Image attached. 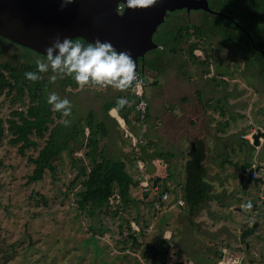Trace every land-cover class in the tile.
<instances>
[{
  "label": "rangeland",
  "instance_id": "obj_1",
  "mask_svg": "<svg viewBox=\"0 0 264 264\" xmlns=\"http://www.w3.org/2000/svg\"><path fill=\"white\" fill-rule=\"evenodd\" d=\"M34 1L0 0V13H8L18 3L28 9L33 7ZM176 13L172 19L174 25L197 23L202 15L197 9ZM159 33L153 35V41ZM218 43V39L205 42L214 49L219 64L217 69L215 64H209V73L204 72L206 66L189 59L188 43H182L181 50L175 54L167 52L159 67L145 70L144 96L149 117L133 128L126 126L141 137L148 152H170L172 156L155 159L142 173L137 167L138 158H134L132 140L124 136L120 123L117 126L114 119L103 114V104L119 93L126 94L131 103L134 99L131 90L80 89L74 80L69 83V78L52 83L51 71L41 74L49 83L47 94L55 92L71 101L70 119L84 118L93 111L96 119L106 122L108 134L101 138L100 149L106 156L125 160L135 180L145 173L162 174L159 170L167 174L169 168L172 176L161 186H169L172 193L174 190L182 192L189 144L202 139L206 145L204 164L211 191L205 202L193 211H189L186 204L184 208L156 212L146 198H142L141 190L134 188L135 204L122 209L116 208L113 201L101 218L91 216L85 210H77L75 190L79 186L70 187L78 165L74 158H83L87 163L83 151H74L72 158L63 153L54 161L53 173L47 171L40 182H29L33 164L27 156H36L44 140H39V146L28 149L23 156L17 151L18 145L9 142L11 134L5 130L0 141V264H160L161 257L154 261L143 253L146 246L158 243L156 234L160 231L168 241L166 264L204 263L205 256L214 260V254L221 253L223 247H228L232 256L241 258V264H264V179L254 184L248 179L250 166L246 167L247 163L264 166V138H260L255 149L249 147V141L242 140V135L252 128L264 131V82L254 67L245 69L244 54L220 47ZM194 54L203 57L200 49ZM147 55L151 56L149 52ZM24 59L35 63L46 57L0 35V62L10 61L18 66ZM16 106L19 105L10 104L0 95V118L10 117ZM111 110L109 114L114 117ZM248 201L253 205L249 212L236 209ZM115 209H119L117 214L108 213ZM257 218L258 226L245 236V243H241L242 228L245 225L250 228ZM127 221L145 230V234L137 238L138 245L134 249L131 242L126 246L119 229L121 225L126 232ZM91 231L95 236L92 237ZM169 234L171 237H167ZM4 256H9L5 263Z\"/></svg>",
  "mask_w": 264,
  "mask_h": 264
},
{
  "label": "trees",
  "instance_id": "obj_2",
  "mask_svg": "<svg viewBox=\"0 0 264 264\" xmlns=\"http://www.w3.org/2000/svg\"><path fill=\"white\" fill-rule=\"evenodd\" d=\"M206 1L209 10L197 9L202 12L200 21L197 23L172 24L173 17L177 15L176 12L184 10H167L164 13L163 22L158 31L160 33L154 40L157 46L149 52L151 56L145 60V67L149 69L159 67L161 59L166 56L167 52L175 54L181 50L182 43H188L186 52L189 59L206 66L204 72L209 73V64H215L216 69L219 64H217V58L214 57V49L210 48V45L206 46L205 42L218 39L220 47L235 49L244 54L246 56L245 69L250 70L251 66L254 67L264 82V0ZM74 40L87 44L81 38ZM196 49L202 51V58L194 54ZM36 70V63H29L25 59L18 66L10 61L0 62V95H4L10 104L19 105L11 111L10 117L0 118V141L5 135V130H8L11 134L9 142L18 145V153L25 156L28 149H36L39 146V140H44L36 156H27V160L33 164L28 181L40 182L47 171L53 173L55 171L54 161L63 153H67L68 157L72 158L74 151L82 150L87 163L83 162V158H74L78 164L77 172L70 180V187L79 186L75 190L77 210H85L89 215L101 218V215L106 214L107 208L111 207L109 198L114 193L120 196V202L115 207L126 209L129 204L137 202V199L132 196L134 188H139L142 198L145 199L147 193L142 192L138 180H135L128 172L125 160L106 156L100 149L101 138L108 134L106 122L96 119L94 112L89 111L84 118L72 120L71 116L68 117L67 119L71 121L70 126H64L61 123V114L53 111L47 103V89L49 88L47 79L42 77L32 82L25 78L26 72ZM140 76L143 79V76ZM214 78L215 76L212 75L211 79ZM72 80L69 78L68 82L72 83ZM221 81L226 84L224 80ZM143 89H146V83ZM120 97H126L130 101L128 96L122 93L106 101L103 104V114L106 118L114 119L115 124L119 126L117 120L109 114L112 108H116L118 115L124 119L128 127L133 128L137 123L146 122L149 117L148 109L141 121L135 110V99H132V102L124 108L117 109L116 101ZM242 140L247 143V140ZM248 145L251 149H255L252 143ZM134 152V158L145 161L146 167L157 158L167 159L172 156L170 152H148L146 143L143 141L134 146ZM205 158L204 141L197 139L196 142H190L188 158L184 166L186 178L182 185V196L189 211L195 210L204 203L211 191V185L206 179ZM72 165L74 166L75 163ZM248 166L251 167L252 163H247L246 167ZM171 176L168 168L167 174L161 178L163 182L160 180L158 183L161 190L168 189L169 186H161V184ZM170 192H172L171 189ZM147 203L150 205L148 201ZM117 210L119 209L108 213L117 214ZM92 228L93 226L90 229ZM139 228L138 232L132 230L128 221L126 232L121 225L119 226L126 246L128 242L132 243L129 234H135L137 238L145 234L144 228L140 225ZM247 228L248 226L245 225L242 230ZM91 233L92 237L95 236L94 231ZM156 238L159 240L158 243L155 246L149 244L143 253L152 257L154 261L161 257L160 264H166L169 258L168 241L164 238L162 231L156 234ZM137 245L138 242L131 248L134 249ZM214 255V260L205 256V262L200 264H216L220 258V252ZM2 259L5 263L9 260V256H4ZM206 260H209V263H206Z\"/></svg>",
  "mask_w": 264,
  "mask_h": 264
},
{
  "label": "water",
  "instance_id": "obj_3",
  "mask_svg": "<svg viewBox=\"0 0 264 264\" xmlns=\"http://www.w3.org/2000/svg\"><path fill=\"white\" fill-rule=\"evenodd\" d=\"M33 2L34 0H30ZM34 1L33 7L28 9L23 3H18L8 13H0V35L14 43L31 49L41 57H46L45 49L50 47L59 38H81L86 43H93L96 39L109 41L117 51H130L138 64V59L144 53L156 48L153 35L162 24L164 13L167 10L191 9L209 10L206 0H157V3L148 9H129L127 0H73V3L61 10L58 3ZM124 6L123 12H117V4ZM29 10V11H28ZM55 54V53H54ZM117 120V119H116ZM264 138V131L257 129L251 142L255 147ZM258 167L255 168L257 170ZM253 167L249 168L248 179L254 184L262 183L263 179H252ZM243 175L240 181L243 185ZM161 180L156 177L154 184ZM243 211L242 208H236ZM258 218L250 228L242 230L239 235L241 243H245V236L252 234L258 226ZM131 245L137 242L135 234H129ZM247 246V244H246ZM173 264H184L183 261Z\"/></svg>",
  "mask_w": 264,
  "mask_h": 264
},
{
  "label": "clouds",
  "instance_id": "obj_4",
  "mask_svg": "<svg viewBox=\"0 0 264 264\" xmlns=\"http://www.w3.org/2000/svg\"><path fill=\"white\" fill-rule=\"evenodd\" d=\"M73 0H62L61 10ZM157 0H127L129 9H148ZM46 60L37 59L36 71L25 73V78L36 82L42 79L40 73H48L52 83L58 79L71 78L80 89L86 87L112 88L119 92L139 91L144 87V80L137 71V65L130 51H117L109 41L96 39L93 43H81L78 40L65 37L63 41L57 38L50 47L45 49ZM55 53V54H54ZM47 103L53 111L61 114V123L70 126L67 119L72 113L71 101L51 92L47 96ZM129 104L126 97L116 101L117 109ZM244 212H249L253 205L251 201L240 205Z\"/></svg>",
  "mask_w": 264,
  "mask_h": 264
},
{
  "label": "built area",
  "instance_id": "obj_5",
  "mask_svg": "<svg viewBox=\"0 0 264 264\" xmlns=\"http://www.w3.org/2000/svg\"><path fill=\"white\" fill-rule=\"evenodd\" d=\"M131 92L133 94L134 99L136 100L135 110L140 120L142 121L148 109V103L144 96V89L142 88L141 90L135 91V92L131 90ZM118 117L120 116L116 113L115 119L120 121ZM122 121L123 122L122 124L120 123V125L122 129L124 130V136L132 140L133 146H136L138 142H142V139L140 136L134 135L132 133V130L127 128L126 123L123 118H122ZM256 131L257 130L255 128H252L249 132L242 135V137L251 143L253 141V135L256 133ZM138 159L136 160L137 167L140 173H142V171L146 167V163L145 161H142V159H139V160ZM251 167H253V173L251 175L252 179H257V178L264 179V166L254 163ZM256 167H258L257 170H255ZM159 171L162 174L157 172L152 175H148L145 173V174H141L139 176L140 178H138V183L142 189V192L147 193L146 200L150 203L151 207L156 212H162V211L169 210V209L171 210L175 207L184 208L186 204H185V200L183 199L181 190H175V192L172 193L170 192L169 187L166 190H161V188L158 185L159 182L156 184L153 183L152 181L153 178L157 176H160V178H162L165 176V172H163V170H159ZM113 201L115 202V204H119L120 196L114 193L109 198L110 203H112ZM135 226L136 225L134 224L131 225L132 230L137 231V232L140 231L139 225L137 226V228ZM167 237H171L170 234ZM189 264H192V262H190ZM216 264H241V258L237 256H232L230 249L228 247H223L221 249L220 258L218 259Z\"/></svg>",
  "mask_w": 264,
  "mask_h": 264
},
{
  "label": "flooded vegetation",
  "instance_id": "obj_6",
  "mask_svg": "<svg viewBox=\"0 0 264 264\" xmlns=\"http://www.w3.org/2000/svg\"><path fill=\"white\" fill-rule=\"evenodd\" d=\"M123 9H124V6H123L121 3H118V4H117V12H118L119 14H121V13L123 12ZM160 27H161V25L158 27L156 33L160 30ZM156 33H155V34H156ZM155 34H154V35H155ZM153 38H154V37H153ZM151 50H152V49H151ZM151 50H149V51H147V52H150ZM145 54H146V53H144V57L138 59V64H137V71H138L139 74L142 75V76L144 75L145 70L148 69L147 67H145V60L148 58V55L145 56ZM117 114H118V113H117ZM114 117H115V116H114Z\"/></svg>",
  "mask_w": 264,
  "mask_h": 264
},
{
  "label": "crops",
  "instance_id": "obj_7",
  "mask_svg": "<svg viewBox=\"0 0 264 264\" xmlns=\"http://www.w3.org/2000/svg\"><path fill=\"white\" fill-rule=\"evenodd\" d=\"M113 111L116 112L115 109H113L112 112H113ZM113 115L115 116L116 114L113 113ZM119 118H120V117H119ZM121 119H122V118H121ZM117 122L120 123V121H118V120H117Z\"/></svg>",
  "mask_w": 264,
  "mask_h": 264
},
{
  "label": "bare ground",
  "instance_id": "obj_8",
  "mask_svg": "<svg viewBox=\"0 0 264 264\" xmlns=\"http://www.w3.org/2000/svg\"><path fill=\"white\" fill-rule=\"evenodd\" d=\"M114 114H116V113L114 112ZM118 118H119V117H118ZM119 120H120V123L122 124V122H123V121H122V119H121V118H119Z\"/></svg>",
  "mask_w": 264,
  "mask_h": 264
}]
</instances>
